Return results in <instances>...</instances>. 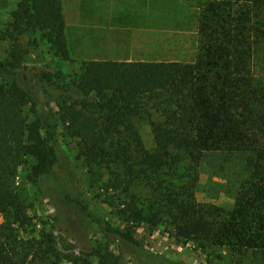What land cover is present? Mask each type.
Segmentation results:
<instances>
[{
  "label": "trees",
  "instance_id": "16d2710c",
  "mask_svg": "<svg viewBox=\"0 0 264 264\" xmlns=\"http://www.w3.org/2000/svg\"><path fill=\"white\" fill-rule=\"evenodd\" d=\"M230 3L247 9L236 16L217 13L219 37L201 59L84 62L74 81L84 98L54 112L20 71L17 47L25 34L39 35L55 55L70 58L63 0H19L7 30L15 45L13 58L0 63L4 80L0 84V264L60 261L50 260L58 256L53 232L43 229L35 234L36 223L18 186L20 167L28 155L36 159L34 182L57 173L60 124L78 139L85 160L109 169L107 189L126 198L121 210L126 226L94 217L81 191L73 193L61 182L65 198L94 217L105 236L123 243L141 264H187L148 250L134 236L138 225L156 227L165 217L180 240L203 248L254 251L264 257V81L254 78L251 67L256 48L253 29H264V0ZM210 22L213 19L206 16L203 25ZM155 27L168 25L155 22ZM145 100L156 104L149 119L151 147L137 124ZM26 105L36 118L33 124L26 120ZM216 153L237 156L242 162L243 176L231 210L201 204L195 196L199 166L206 155ZM143 182L154 187L145 204L136 191ZM105 251L73 253L67 262L118 264Z\"/></svg>",
  "mask_w": 264,
  "mask_h": 264
},
{
  "label": "rangeland",
  "instance_id": "374dc122",
  "mask_svg": "<svg viewBox=\"0 0 264 264\" xmlns=\"http://www.w3.org/2000/svg\"><path fill=\"white\" fill-rule=\"evenodd\" d=\"M155 1V22L168 25V28H157L155 57L175 58L182 62L201 59L207 48L218 39L220 29L216 26L219 18L217 13H232L236 16L247 9L231 4L230 0ZM18 2L19 0H0V63H8L13 58L15 45L7 36V30L13 21L12 11ZM82 2L83 0H63L68 42L73 38L75 24L83 14ZM100 4L105 10L113 5L117 8L126 5L137 6L139 1L102 0ZM206 16L213 19V22L203 25ZM256 20L254 17V21ZM262 30L253 29L252 40L256 41V48L251 67L254 78L264 81V29ZM69 49L72 57L67 59L57 56L39 35L32 34H25L17 47L18 54L22 56L20 71L25 75L28 85L37 92L42 103L54 112H61L63 106L84 98L74 84L84 67L74 58V54L79 51L73 47ZM3 81L0 77V84ZM144 103L145 110L137 119V124L146 145L151 147L153 134L149 119L155 112L156 104L149 100ZM24 110L26 120L33 124L36 118L30 105H26ZM58 148L61 160L56 174L34 182L32 178L36 159L28 155L20 167L18 177L20 194L26 201L28 213L36 223L35 234L39 236L44 229L55 235L58 256L50 260H60L57 264H69L67 260L73 253L84 256L96 249L107 248L104 254L108 256L111 252L118 264H141L123 243L105 236L94 220V217L100 216L123 227L127 223L126 215L121 213L126 198L113 188L107 189L109 169L103 164L85 160L80 154L78 139L69 136L63 124L58 128ZM242 176V162L237 156L222 153L206 155L198 171L195 187L197 201L231 210ZM61 182H66L68 189L73 193L81 191V198L94 217H90L79 205L65 198ZM153 189L151 183L143 182L138 186L136 191L141 204L148 203L154 195ZM42 221L47 224L43 225ZM2 222L3 217L0 214V223ZM23 236L30 237L29 233H24ZM134 236L148 250L171 261L182 260L187 264H264V257L254 251L238 253L214 246L203 248L197 242L180 240L174 226L166 217L156 227L146 223L138 225L134 229ZM93 260L98 259L95 257Z\"/></svg>",
  "mask_w": 264,
  "mask_h": 264
},
{
  "label": "crops",
  "instance_id": "0c3cea01",
  "mask_svg": "<svg viewBox=\"0 0 264 264\" xmlns=\"http://www.w3.org/2000/svg\"><path fill=\"white\" fill-rule=\"evenodd\" d=\"M101 1L83 0L81 3L83 14L75 24V34L69 42V47L79 51L74 54L79 63L94 60L179 61L155 57V0H137V6L117 8L113 5L105 10Z\"/></svg>",
  "mask_w": 264,
  "mask_h": 264
}]
</instances>
